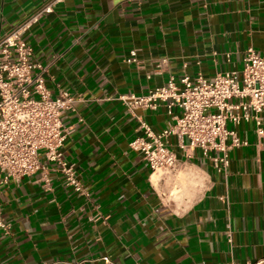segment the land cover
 I'll use <instances>...</instances> for the list:
<instances>
[{
    "label": "crops",
    "instance_id": "crops-1",
    "mask_svg": "<svg viewBox=\"0 0 264 264\" xmlns=\"http://www.w3.org/2000/svg\"><path fill=\"white\" fill-rule=\"evenodd\" d=\"M44 6L51 11L23 38L46 68L51 96L85 100L84 121L62 153L86 194L57 173L48 188L37 174L4 185L0 264H102V256L117 264H264V140L254 125L237 127L248 145L230 151L225 171L197 151L175 178L154 182L129 143L139 135L136 117L160 132L167 109L132 114L118 100L171 76L240 71L249 48L264 51V0H0V37ZM131 51L137 64L126 63Z\"/></svg>",
    "mask_w": 264,
    "mask_h": 264
},
{
    "label": "built area",
    "instance_id": "built-area-1",
    "mask_svg": "<svg viewBox=\"0 0 264 264\" xmlns=\"http://www.w3.org/2000/svg\"><path fill=\"white\" fill-rule=\"evenodd\" d=\"M50 11V6H44L0 37V191L9 181L36 174L37 181L48 188L51 174L57 173L65 187L81 196L86 194L84 186L74 164L64 158L62 147L84 121L81 108L85 100L62 91L52 97L46 87V68L33 61L32 48L23 38L31 25ZM138 62L136 51H131L126 63ZM242 63L240 71L218 73L211 79L185 75L176 80L171 76L146 95L118 97L132 114L137 109L153 111L160 105L167 109L170 121L160 132L136 117L139 135L129 143L152 173L175 178L186 162L196 160L197 151L199 159L209 162L214 170L225 171L230 151L248 145L237 133L244 122L254 125L258 144L263 142L264 51L249 48ZM70 115L73 120H68ZM171 136L176 138L174 145ZM0 227L6 229L1 221ZM99 260L117 264L107 256Z\"/></svg>",
    "mask_w": 264,
    "mask_h": 264
},
{
    "label": "bare ground",
    "instance_id": "bare-ground-1",
    "mask_svg": "<svg viewBox=\"0 0 264 264\" xmlns=\"http://www.w3.org/2000/svg\"><path fill=\"white\" fill-rule=\"evenodd\" d=\"M158 177H159L158 174H157V175L154 174L153 177H152V178H153V181L156 182V181L158 180ZM171 194H172V195H173V194H176V191H172Z\"/></svg>",
    "mask_w": 264,
    "mask_h": 264
},
{
    "label": "rangeland",
    "instance_id": "rangeland-1",
    "mask_svg": "<svg viewBox=\"0 0 264 264\" xmlns=\"http://www.w3.org/2000/svg\"><path fill=\"white\" fill-rule=\"evenodd\" d=\"M173 191H175V188H174V190Z\"/></svg>",
    "mask_w": 264,
    "mask_h": 264
}]
</instances>
